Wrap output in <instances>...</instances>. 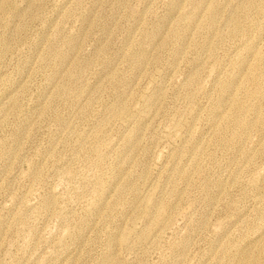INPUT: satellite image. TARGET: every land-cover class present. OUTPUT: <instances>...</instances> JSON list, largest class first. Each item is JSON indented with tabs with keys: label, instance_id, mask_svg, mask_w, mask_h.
<instances>
[{
	"label": "rangeland",
	"instance_id": "1",
	"mask_svg": "<svg viewBox=\"0 0 264 264\" xmlns=\"http://www.w3.org/2000/svg\"><path fill=\"white\" fill-rule=\"evenodd\" d=\"M0 264H264V0H0Z\"/></svg>",
	"mask_w": 264,
	"mask_h": 264
}]
</instances>
